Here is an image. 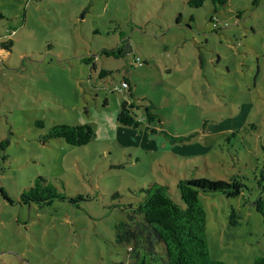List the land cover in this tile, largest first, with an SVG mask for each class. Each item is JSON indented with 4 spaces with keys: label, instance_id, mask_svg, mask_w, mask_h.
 <instances>
[{
    "label": "rangeland",
    "instance_id": "obj_1",
    "mask_svg": "<svg viewBox=\"0 0 264 264\" xmlns=\"http://www.w3.org/2000/svg\"><path fill=\"white\" fill-rule=\"evenodd\" d=\"M119 47L129 50L107 53ZM125 78L138 127L117 120ZM63 122H88L94 135L45 137ZM262 171L264 0H0V264H133L131 243L117 239L135 226L129 204L153 178L173 182L184 204L179 175L242 176L236 196H199L211 256L249 264L264 255L253 202ZM37 175L81 196L22 202Z\"/></svg>",
    "mask_w": 264,
    "mask_h": 264
},
{
    "label": "trees",
    "instance_id": "obj_2",
    "mask_svg": "<svg viewBox=\"0 0 264 264\" xmlns=\"http://www.w3.org/2000/svg\"><path fill=\"white\" fill-rule=\"evenodd\" d=\"M212 1L217 6V4H224L227 0ZM188 3L199 6L203 0H188ZM12 43L13 40L10 38L1 42V47L10 49ZM128 50L129 47L127 49L119 47L110 49L107 53L122 54ZM199 57L202 61V56ZM110 72L111 70L102 69L100 76ZM128 83L129 91L120 104L117 120L124 125L138 127L141 123L135 111L138 105L134 100H129L133 92L129 81ZM145 113L150 119L154 118L155 113L151 111L150 105L145 106ZM38 122L42 123L40 120ZM93 135L94 129L88 122H63L53 124L45 137H62L71 144L83 145L89 142ZM257 180L261 193L253 202L264 219V195L262 194L264 171ZM176 186L184 204L177 202L171 196L169 183L162 184L157 181L139 187L137 192L143 193L142 197L135 206L133 203L129 204L133 206L130 219L135 221V226L130 223L122 224L117 231V239L120 242L131 243L130 251L135 258L133 264H233L213 258L210 254L206 237V210L199 195L201 192L220 191L228 197L236 196L245 186L242 176L236 175L230 179L185 176L178 179ZM79 196L81 194L77 197ZM77 197L61 192L43 175H37L34 183L24 188L20 195L22 202L36 201L40 204L51 203L55 198L75 201ZM136 214L140 216V219H136ZM231 223H236L235 209L231 212ZM159 243L164 249L162 253L156 249ZM249 264H264V255H258Z\"/></svg>",
    "mask_w": 264,
    "mask_h": 264
},
{
    "label": "built area",
    "instance_id": "obj_3",
    "mask_svg": "<svg viewBox=\"0 0 264 264\" xmlns=\"http://www.w3.org/2000/svg\"><path fill=\"white\" fill-rule=\"evenodd\" d=\"M212 20H213V25H214L216 28H218V27H225V26L228 24L227 21H225V22H221V21L218 19L217 16H213V17H212ZM136 60L138 61V63H141V62H142L141 59H140V57H136ZM127 87L129 88V83H128V81L125 80V79L121 82L120 85H117V86H116V88H118V89H126Z\"/></svg>",
    "mask_w": 264,
    "mask_h": 264
},
{
    "label": "crops",
    "instance_id": "obj_4",
    "mask_svg": "<svg viewBox=\"0 0 264 264\" xmlns=\"http://www.w3.org/2000/svg\"><path fill=\"white\" fill-rule=\"evenodd\" d=\"M219 56H220V54H219ZM203 63H201V65H202ZM130 82V81H129ZM133 92V91H132ZM135 94L133 93V96H134ZM125 97H127V93L125 92ZM129 100H133V99H131L130 97H129ZM135 102V101H134ZM143 118H145V116L143 117ZM154 121V120H153ZM159 121V124H155L154 126H155V128L156 129H158L159 127H161L162 125L160 124L161 123V120H158ZM185 176H187V175H185ZM185 176H181V175H179V178L180 177H185ZM189 177V176H188ZM178 178V179H179ZM167 180V182L166 183H169L170 185H173V182H171V181H168V179H166ZM149 181H157L155 178H153V180H149ZM158 182V181H157Z\"/></svg>",
    "mask_w": 264,
    "mask_h": 264
}]
</instances>
